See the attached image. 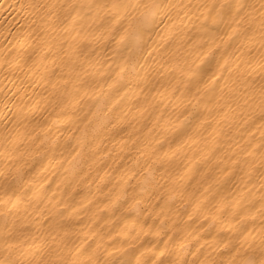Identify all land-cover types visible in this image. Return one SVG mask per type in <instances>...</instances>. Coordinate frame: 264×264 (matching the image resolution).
<instances>
[{
    "label": "bare ground",
    "instance_id": "1",
    "mask_svg": "<svg viewBox=\"0 0 264 264\" xmlns=\"http://www.w3.org/2000/svg\"><path fill=\"white\" fill-rule=\"evenodd\" d=\"M0 264H264V0H0Z\"/></svg>",
    "mask_w": 264,
    "mask_h": 264
}]
</instances>
